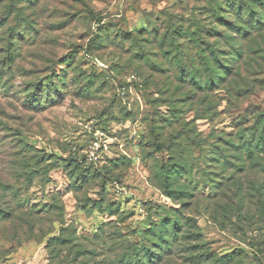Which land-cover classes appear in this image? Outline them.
<instances>
[{"label":"rangeland","instance_id":"obj_1","mask_svg":"<svg viewBox=\"0 0 264 264\" xmlns=\"http://www.w3.org/2000/svg\"><path fill=\"white\" fill-rule=\"evenodd\" d=\"M211 1L0 0V264H208L191 257L207 250L264 264V153L239 131L264 107V32L205 88L204 41L228 26ZM172 33L181 73L159 48ZM177 215L192 233L166 249L157 224L170 239Z\"/></svg>","mask_w":264,"mask_h":264},{"label":"trees","instance_id":"obj_2","mask_svg":"<svg viewBox=\"0 0 264 264\" xmlns=\"http://www.w3.org/2000/svg\"><path fill=\"white\" fill-rule=\"evenodd\" d=\"M225 6H227V9H225L223 5H221V0L218 1H211V7L212 10L215 12V15L217 18L221 19L222 13L219 12L218 9L224 8L226 10V13L228 14V18H222L224 23H227L228 26L226 27V30L222 32L224 35V42L223 44H218L216 42H213L211 38L205 39L204 41V47H202L201 50V57L204 59L205 63L208 66L209 76L204 82V87L213 89L215 86L219 85L220 83L224 82L225 80H228V78L233 77L235 74L234 71V59H239L243 55V45L244 42H248V39L250 40L251 37L254 35L261 36V34L264 32V12L258 11L256 9H253L254 2L247 1L245 6L243 5V2L241 0H226ZM259 4L263 11H264V2L260 1L257 3ZM217 6V8H216ZM245 9V10H244ZM244 15H247L246 20H242V17ZM234 16H237L238 18H241V23L238 25H235L237 23H234L232 20L234 19ZM232 17V18H230ZM263 17V18H262ZM231 23V24H229ZM174 33V31H173ZM169 34L166 44L169 45V47H162L159 44V48L162 52V56L164 58H169V60L173 61L174 64L176 63L178 65V69L183 71L182 69L184 60L182 59L183 56L181 54L182 47L175 41V35ZM194 32H192L193 34ZM156 33H153L155 36ZM213 37V36H212ZM154 38H147L146 39V47H145V58H149V52L152 51L154 48L152 41ZM151 43H150V42ZM164 41V40H163ZM253 51V50H252ZM175 61H174V60ZM173 64V65H174ZM175 66V65H174ZM176 67V66H175ZM187 73H188V80L193 81L195 85L198 87H202L201 81L198 79V77L186 66ZM6 86V82L0 78V88H4ZM36 89H39V85H35ZM36 97V94L32 96V99ZM241 138L244 141H241L242 143L245 142V152L248 154L250 158H256V156L261 155L264 153V107L260 108L257 112V114L254 116V123L251 124V126H246L243 128H240ZM16 141H20V138H16ZM23 146H27L26 143L23 144ZM29 149V148H28ZM258 149V150H257ZM257 153V154H256ZM259 157V156H258ZM257 157V158H258ZM162 176L164 178V183L167 185L169 183V179H171V175L168 172V169L162 170ZM13 191V190H12ZM172 191V190H171ZM170 191V194L173 192ZM8 213V211L0 206V217L5 216V214ZM8 215V214H7ZM163 220V219H162ZM183 220H192L191 218H184L182 216H175L174 219H171L169 223L171 222V236L170 239H167L166 237V225L161 221L160 224H157L158 227V236H160V240L167 243L166 249H168L171 246V239L177 237L180 231H183L188 237L192 232L187 230H182L183 226ZM193 221V220H192ZM154 234L157 232L154 231ZM196 234V232H194ZM54 240L51 242L52 245L55 243H62L65 244V239L69 238L65 236V233H61L59 237H53ZM260 242V241H259ZM50 243V244H51ZM261 245V242H260ZM160 247V246H159ZM149 248L146 249V253H148ZM195 253V252H194ZM240 251L230 252L223 255H217L211 250H207L206 254H192L191 257H194L195 260H198L202 257V255H206L205 261L208 264H242V258H240ZM158 256V254L156 255ZM164 255L161 254V257ZM160 257V254H159ZM154 256H148V254H145L143 257L139 256L138 259L133 260L132 257H124L120 260L119 264H154L155 263ZM158 259V258H157Z\"/></svg>","mask_w":264,"mask_h":264},{"label":"built area","instance_id":"obj_3","mask_svg":"<svg viewBox=\"0 0 264 264\" xmlns=\"http://www.w3.org/2000/svg\"><path fill=\"white\" fill-rule=\"evenodd\" d=\"M91 147L94 150H98V148H99V141H98V138L97 137L94 138V141L92 142V146ZM88 158L90 160L97 159V155L95 154V151L91 150L90 153H89V155H88Z\"/></svg>","mask_w":264,"mask_h":264}]
</instances>
